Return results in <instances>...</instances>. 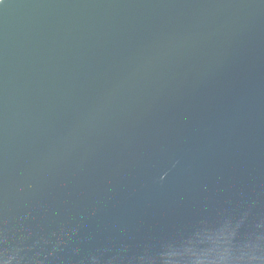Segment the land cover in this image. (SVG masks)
Segmentation results:
<instances>
[{"label":"water","instance_id":"water-1","mask_svg":"<svg viewBox=\"0 0 264 264\" xmlns=\"http://www.w3.org/2000/svg\"><path fill=\"white\" fill-rule=\"evenodd\" d=\"M0 264H264V0H0Z\"/></svg>","mask_w":264,"mask_h":264}]
</instances>
